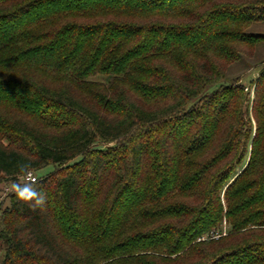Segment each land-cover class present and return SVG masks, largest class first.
I'll return each mask as SVG.
<instances>
[{"label":"trees","instance_id":"trees-1","mask_svg":"<svg viewBox=\"0 0 264 264\" xmlns=\"http://www.w3.org/2000/svg\"><path fill=\"white\" fill-rule=\"evenodd\" d=\"M261 25L264 0H0V185L52 167L44 211L0 204V264H264Z\"/></svg>","mask_w":264,"mask_h":264},{"label":"clouds","instance_id":"clouds-1","mask_svg":"<svg viewBox=\"0 0 264 264\" xmlns=\"http://www.w3.org/2000/svg\"><path fill=\"white\" fill-rule=\"evenodd\" d=\"M17 176L5 189L6 193L14 194L18 200L28 204L30 208L44 211L48 202L47 195L38 190V178L28 162H18Z\"/></svg>","mask_w":264,"mask_h":264},{"label":"rangeland","instance_id":"rangeland-1","mask_svg":"<svg viewBox=\"0 0 264 264\" xmlns=\"http://www.w3.org/2000/svg\"><path fill=\"white\" fill-rule=\"evenodd\" d=\"M256 31L264 33V25H261L260 27H257ZM257 59L258 60H264V47H262L260 49V51L258 50ZM257 76H258V73L251 72V77L248 79V80H250V82L248 83V85H246V89L245 90H248V92L250 93V97L251 98H252L253 92H254L253 91V82L257 78ZM75 161H77V160H75ZM51 170H52L51 166L45 167L40 172H38L39 175L36 174V177L45 175V174L49 173ZM7 186H8V184L0 185V204H2V206L6 205V203H7L6 196H7V194H9V193L5 192V189L7 188Z\"/></svg>","mask_w":264,"mask_h":264}]
</instances>
